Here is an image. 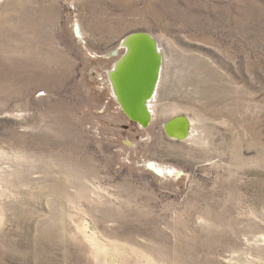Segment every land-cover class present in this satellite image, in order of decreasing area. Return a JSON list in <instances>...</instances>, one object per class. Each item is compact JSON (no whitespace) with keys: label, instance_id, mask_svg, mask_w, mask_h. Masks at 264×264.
Returning a JSON list of instances; mask_svg holds the SVG:
<instances>
[{"label":"rangeland","instance_id":"obj_1","mask_svg":"<svg viewBox=\"0 0 264 264\" xmlns=\"http://www.w3.org/2000/svg\"><path fill=\"white\" fill-rule=\"evenodd\" d=\"M133 31L145 127L106 79ZM0 264H264V0H0Z\"/></svg>","mask_w":264,"mask_h":264},{"label":"water","instance_id":"obj_2","mask_svg":"<svg viewBox=\"0 0 264 264\" xmlns=\"http://www.w3.org/2000/svg\"><path fill=\"white\" fill-rule=\"evenodd\" d=\"M126 44L128 48L114 69L116 100L130 120L145 127L151 120L147 100L155 93L159 81L161 55L155 38L143 31L135 32ZM116 52L117 49L111 51L112 54ZM164 130L169 137L185 139L190 131V123L186 116L180 114L166 122ZM150 167L159 174L163 172L153 164Z\"/></svg>","mask_w":264,"mask_h":264},{"label":"bare ground","instance_id":"obj_3","mask_svg":"<svg viewBox=\"0 0 264 264\" xmlns=\"http://www.w3.org/2000/svg\"><path fill=\"white\" fill-rule=\"evenodd\" d=\"M135 32H137V31H133V32H129V33H127L126 34V36H125V38L124 39H121L122 40V45H125V46H122L123 47V52H122V54L119 56V58L118 59H116L117 61L115 62V64L113 63L112 64V66L109 68V69H107V76H106V79H107V81H108V83H109V87H110V89H111V93H112V95H113V98L114 99H118V97L116 96V90H115V87H116V85H115V83H116V78L114 77L115 76V71H114V69L119 65V59L121 58V56L124 54V52H125V50L128 48V45L126 44V43H128V41H129V39L130 38H132V36H133V34L135 33ZM133 33V34H132ZM159 40V39H158ZM155 42H156V44L158 45V42H159V45L161 46V44H160V40L157 42V40H155ZM157 48H158V46H157ZM158 50H160L159 48H158ZM159 53H160V51H159ZM161 55V54H160ZM162 61H163V56L161 55V65H162ZM160 76H161V68H160V72H159V78H160ZM153 96V95H152ZM152 96L147 100L148 102V105H147V107H148V109H149V111H150V113H151V117H152V112H151V109H150V100H151V98H152ZM156 101V100H155ZM178 115H180V114H177V115H174L173 117H171L170 119H172V118H174L175 116H178ZM169 119V120H170ZM169 120H167L166 122H168ZM165 122V123H166ZM165 123H164V125H165ZM164 127V126H163ZM189 135V134H188ZM197 143V142H196ZM150 165H152V164H150ZM154 165V164H153ZM155 167H156V165H154ZM161 169H163L162 167H161ZM170 169H168V171H169ZM163 173V172H162Z\"/></svg>","mask_w":264,"mask_h":264},{"label":"flooded vegetation","instance_id":"obj_4","mask_svg":"<svg viewBox=\"0 0 264 264\" xmlns=\"http://www.w3.org/2000/svg\"><path fill=\"white\" fill-rule=\"evenodd\" d=\"M117 52H118V50H117ZM117 52L115 53V54H117ZM123 52V51H122ZM111 53V52H110ZM115 54H112L111 53V55H115ZM122 54V53H121ZM122 57V56H121ZM108 85H109V83H108ZM109 87V86H108ZM109 91L111 92V89H110V87H109ZM112 94V93H111ZM112 97H113V95H112ZM140 126V125H139ZM141 127V126H140Z\"/></svg>","mask_w":264,"mask_h":264}]
</instances>
